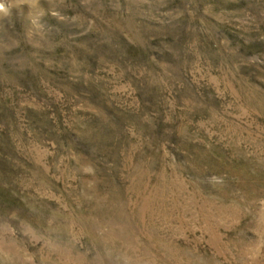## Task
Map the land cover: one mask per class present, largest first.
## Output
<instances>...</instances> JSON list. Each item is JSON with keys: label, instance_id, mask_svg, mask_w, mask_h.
I'll return each instance as SVG.
<instances>
[{"label": "rangeland", "instance_id": "1", "mask_svg": "<svg viewBox=\"0 0 264 264\" xmlns=\"http://www.w3.org/2000/svg\"><path fill=\"white\" fill-rule=\"evenodd\" d=\"M0 264H264V0H0Z\"/></svg>", "mask_w": 264, "mask_h": 264}]
</instances>
